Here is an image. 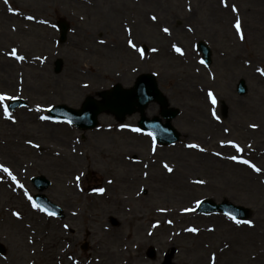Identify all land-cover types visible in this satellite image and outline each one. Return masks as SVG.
<instances>
[{
	"label": "rangeland",
	"instance_id": "374dc122",
	"mask_svg": "<svg viewBox=\"0 0 264 264\" xmlns=\"http://www.w3.org/2000/svg\"><path fill=\"white\" fill-rule=\"evenodd\" d=\"M60 18L69 23L64 42L58 41ZM129 39L136 48L129 46ZM198 41L210 48L208 66L201 63ZM143 45L148 52L141 54ZM13 48L23 60L10 55ZM56 58L62 61L58 73L53 70ZM258 68L264 69V0H0V94L26 102L8 110L14 121L4 116L9 99L0 102V165L14 169L25 186L24 194L16 195L11 181L0 182V243L6 249L0 264H98V246L110 250L107 246L119 245L118 240L103 239L101 227L116 225L119 219H126V231L141 223L133 238L138 264H162L170 254L175 264H264V75ZM141 72H152L168 104L179 109L171 121L180 135L173 144L155 142L153 151L152 137L132 130L138 112L122 121L100 113L90 129L47 116L56 104L79 108L87 96L100 100L99 93L115 83L130 87ZM238 79L246 83L244 95L236 92ZM159 109L150 102L145 115L153 117ZM213 110L218 126L209 129L207 120H217ZM23 119H28L25 127ZM23 141H31V147ZM221 141H234L242 151ZM34 142L44 149L40 154ZM184 143L199 145L192 150L200 153L203 148L211 156L189 153L196 171L174 158L187 150ZM22 148L28 151L21 162L11 159L10 151ZM233 155L238 159H229ZM160 162L189 172L182 176L192 188L176 184V175L172 187L168 180L156 189L151 174L165 168ZM129 170L140 180L130 189L119 183L120 189L108 190L114 196H144L136 203L126 201L129 210L92 194V188ZM36 175L50 180L41 192L63 209L61 218L30 207L37 192L30 178ZM203 199L246 206L248 216L237 224L220 213L200 214L196 202ZM10 208L21 213L32 209L33 214L17 222ZM182 209H190L189 215L179 219ZM165 216L172 224L156 223ZM85 242L87 249H82ZM149 247L155 249L154 257L147 256ZM114 260L120 264L119 257Z\"/></svg>",
	"mask_w": 264,
	"mask_h": 264
},
{
	"label": "water",
	"instance_id": "95a60500",
	"mask_svg": "<svg viewBox=\"0 0 264 264\" xmlns=\"http://www.w3.org/2000/svg\"><path fill=\"white\" fill-rule=\"evenodd\" d=\"M59 27L60 40L64 41L66 38L67 25L64 21H60ZM198 48L203 53V60L207 64L210 63L209 48L203 42H199ZM60 68L61 60L57 59L54 63L55 72L60 71ZM237 91L240 94L245 93L246 86L244 80L239 81ZM102 97L103 101H96L92 98H87L80 110H75L64 105H57L51 110V113L66 117L80 128H90L96 124V116L102 111L109 110L114 113L118 119L122 120L125 114H131L137 109L142 112L148 102L156 100L161 104V115L165 118V122H161L160 118L157 116L147 119L142 114L139 120L140 126L154 134L159 142L170 143L178 139V133L169 122V120L176 115L177 110L166 108L167 102L157 88L152 75L143 74L139 76L135 84L129 89H120L119 86H115L112 91L102 93ZM21 103L20 100H15L11 103L10 107L13 108ZM32 181L40 189L44 188L49 183L48 180L42 177H35ZM35 197L40 203H48V205L57 213L60 212V209L50 203L43 195H36ZM198 210L203 212L221 210L235 217H243L248 213L247 209L244 207L225 202L214 203L210 200H204L201 202ZM0 251H3L1 245Z\"/></svg>",
	"mask_w": 264,
	"mask_h": 264
},
{
	"label": "bare ground",
	"instance_id": "6f19581e",
	"mask_svg": "<svg viewBox=\"0 0 264 264\" xmlns=\"http://www.w3.org/2000/svg\"><path fill=\"white\" fill-rule=\"evenodd\" d=\"M6 62L12 63V61L9 59H6ZM17 64H19V62H17ZM27 90L31 91V87L28 86ZM36 118H38V115ZM205 119H207V118L205 117ZM21 122H22V127H25V125L28 124V119H23V120H21ZM207 122H208L209 129L211 127L217 128V126H218V122L215 120H210V121L207 120ZM99 128H101V127H98L97 129H99ZM140 140L143 142H146L147 138L140 136ZM25 144H27V146L29 145L28 147H31L30 143L23 141L22 145H25ZM188 145H189L188 143H184V146L187 148V150L184 149L185 151L181 150L179 152H176L174 154V158H176L177 160H180L181 163H184L185 166H189V168L193 169V171H196L197 167L194 165V163L196 161H193V160L190 161L188 154L191 153V155L195 158H200V157H198L200 154H202L201 157H203L205 155L207 157L208 156L211 157V156L208 155L209 154L208 150H204V151L199 153V152L193 151L192 148L188 147ZM33 149L38 154H40L44 150V149H41L40 145L38 143H35V142L33 144ZM27 151H28V149L22 148V152L20 150L10 151L9 155L11 156V159H15L17 162H21V155L23 154V152H27ZM55 156H57V158H59L58 155H55ZM67 161H71V160H67ZM146 161H148V160H146ZM61 162L66 164L64 159ZM3 163H4V161H3ZM147 165H148V163H147ZM162 165L164 166V163L160 162V166H162ZM169 167L172 168V166H170V165H169ZM186 168H188V167H186ZM8 169L11 171L12 175L15 176L14 174L16 171L12 168L11 169L8 168ZM174 169L175 168H173V171L171 173L168 172V170L166 168H162V169L156 168L155 169V171L151 174V179H154L152 182L156 185L155 186L156 189H161L160 183L168 181V180L171 182V187H172V176H176V175L178 177V179L176 180V184H178L180 186H184L186 188L188 186L191 187V185H188V183L183 179V176H182V175H188L189 172L188 173L184 172L185 171L184 168H180V169L176 168L175 171H174ZM1 172H2V177L0 179L1 183L6 184L9 181H11V185H12L11 190H12L13 194H16V195H19L20 193L24 194V187L25 186H24L23 181L19 180L16 176H15L16 181H13L7 173L3 172L2 169H1ZM138 180H140V179L138 178L136 171H130L129 173H126V175H124V176L115 175V176L108 178L105 181V184L102 183V185H100L99 187L92 188L91 192L97 198L101 196L100 198H103V199L107 200L108 202L112 203L115 207L119 208V210L120 209L121 210L122 209L129 210V206L126 204V201L136 203L139 200H143L144 196H142L141 194H135V193H133L131 196H127V195L126 196L125 195L124 196L123 195L114 196V195H112L111 191H108V190L109 189L110 190L120 189L119 183L121 185L126 184V188L130 189L131 183L133 181L136 182ZM109 181H111V182L109 183ZM20 185H23V187H20ZM97 188H103V189H105V191L103 193H99V192L94 191V189H97ZM32 209L27 210L25 213H21L20 211L12 209V208L8 209V211H9V214H11L12 218L15 221L21 222L25 218L28 219V214H33ZM158 212L161 213L162 215H168L170 213L169 211L165 212L162 210H159ZM13 213H19V216H16ZM188 213H189L188 211H184V209H182L178 213L179 219H182L183 217H188V215H189ZM126 216H128V214ZM34 220H36V218H34ZM125 220L119 219V221L117 222L116 225H105V226L101 227V235H102L103 239L107 238V239L111 240L112 242H116L118 240L119 245H117V247L114 249L107 246L110 250H107L106 248H104L105 246H98L97 253L95 256V261L98 264H114V263H116V261L114 260V257L120 258V264H138L139 263L140 257H139V254L136 252V239H133V238L136 237V234L140 230L141 223L136 221L134 226H132L131 229L126 231L124 228V221ZM168 221H172V219H170V216H165V217H163V219L162 218L159 219L156 223L157 224H160V223L172 224V223H168ZM176 221H178L177 217H176ZM16 224H19V223H16ZM87 232H88V230H87ZM109 232H111V235H110L111 237H109L107 234ZM90 235H92V233ZM35 241L39 242L40 240L38 241V238H36ZM97 256H98V258H97ZM105 256L107 257L108 260L103 258ZM108 261L110 263H108Z\"/></svg>",
	"mask_w": 264,
	"mask_h": 264
},
{
	"label": "snow or ice",
	"instance_id": "6c2138e0",
	"mask_svg": "<svg viewBox=\"0 0 264 264\" xmlns=\"http://www.w3.org/2000/svg\"><path fill=\"white\" fill-rule=\"evenodd\" d=\"M7 2H8V0H5V3H7ZM222 2H223V0H222ZM232 10H233L234 12L237 11L235 5L232 6ZM9 11H12V9L10 8ZM29 19H31V17H29ZM152 19L155 20L156 17L153 16ZM240 27H241V26H240V21H239V19H237V20H236V23H235V28H236L237 32H240ZM163 31H164V32H168L169 29H168V28H164ZM241 39H243V35H242V34H241ZM128 44H129V46H131L132 48H136V47H137L136 44H134L133 41H132L131 39L128 40ZM173 48H174L177 52H180V51H181V49H180L179 47H177L175 44L173 45ZM142 51H143V50H141V54H142ZM153 51H156V49H153ZM10 55L15 56L17 60H23V59H24L23 56H18V55H16V49H15V48L12 49ZM201 63H203V61H201ZM257 71H258L261 75H264V69H260V68H258ZM208 97L210 98V101H211V103H212L213 105H215V104L217 103V100H216L215 96L213 95V93L211 92V90H209V92H208ZM14 98H15V97H8V96L5 95V94H0V102H3V101L6 100V99H14ZM37 107L39 108V106H37ZM3 111H4V116H5L6 118L11 119V120L14 121V117L9 113L7 105H4ZM212 116H213L215 119L219 120V116H217V114H216V112H215L214 110L212 111ZM41 119H48V117H43V116H42ZM67 122H68L69 124L71 123L70 120L67 121ZM251 126H252V127H256V125H251ZM120 127L123 128V127H126V125H121ZM132 130H133V131H137V132L140 131L139 128H134V129H132ZM225 131L227 132L228 129H225ZM148 135H149V136H152V133H148ZM152 139H153V151H155V137L152 136ZM28 143H31V141H28ZM221 143H222V144H224V143L231 144L234 148H236L237 151H242V149L240 148V146H239L238 144H236L234 141H227V142H225V141H221ZM188 147H190V148H199L200 146H199V145H196V144H191V145H188ZM200 150H201V151H204L203 148H201ZM216 155H220V153H216ZM229 159L237 160L238 158H237V156L233 155V156H230ZM241 162L244 163V164H249V161H248V160H242ZM250 166H251L256 172H260V171H261V169L258 168L255 164H251ZM164 167H165V168L168 170V172H170V173L173 171V169H172L171 167H169V165H168L167 163L164 164ZM0 169H2L3 172L7 173V174L11 177V179H12L13 181H16V177L12 175L11 171H10L7 167H4L3 165H0ZM145 175H147V173H145ZM76 179H77V181H79V180H80V177L77 176ZM110 182H111V181H109V183H110ZM196 183H201V184H202V183H204V181L198 180V181H196ZM20 187H23V185H20ZM94 191L99 192V193H103V192L105 191V189H103V188H97V189H94ZM29 199H31V197H29ZM196 203L199 204V201H197ZM33 207H39V206H38L35 202H33ZM189 210H190V209H184V211H189ZM13 214L16 215V216H19V213H13ZM50 214H51V213H50ZM231 219H232V220H235L237 224L241 223V221L237 220L235 216H232ZM168 223H172V221H168ZM246 223H248L249 225L252 224L251 221H246ZM155 226H156V225H153V227H155ZM65 227H67V226H65ZM186 230H187V231H191V232H197V231H198V229H196V228H189V229H186Z\"/></svg>",
	"mask_w": 264,
	"mask_h": 264
}]
</instances>
